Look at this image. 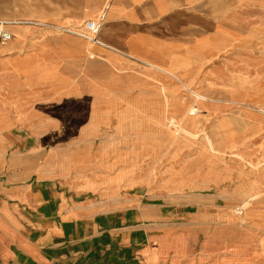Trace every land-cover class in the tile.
Listing matches in <instances>:
<instances>
[{
  "label": "crops",
  "instance_id": "1",
  "mask_svg": "<svg viewBox=\"0 0 264 264\" xmlns=\"http://www.w3.org/2000/svg\"><path fill=\"white\" fill-rule=\"evenodd\" d=\"M0 1L17 3L0 6L3 21L17 18L5 20L12 39L0 43V264H204L195 246L158 227L170 217L164 209L170 204L147 202L138 191L117 198L114 187L105 190L107 179L93 176L103 173L92 160L104 158L102 148L71 151L84 164L85 189L65 179L60 158L70 153L65 143L92 140L93 111L170 108L161 87L186 88L193 72L217 62L233 30L244 28L243 6L238 0ZM105 5L100 43L58 31ZM178 100L172 110L183 117ZM158 123L160 134L176 138ZM194 204L180 205L195 208L183 210L186 220Z\"/></svg>",
  "mask_w": 264,
  "mask_h": 264
},
{
  "label": "rangeland",
  "instance_id": "2",
  "mask_svg": "<svg viewBox=\"0 0 264 264\" xmlns=\"http://www.w3.org/2000/svg\"><path fill=\"white\" fill-rule=\"evenodd\" d=\"M16 4L0 1V6ZM236 4L243 6L244 19L238 25L244 28L233 30V41L217 62L204 63L185 79L186 87L208 100H194L181 83L176 89L161 87L170 101L167 109L93 111L96 124L87 136L92 140L65 143L64 153H70L60 158L65 179L85 189L84 164L81 157L73 159L71 151L102 148L104 158L92 160L103 173L93 176L107 179L105 190L114 187L117 198L138 191L147 202L170 204L164 208L171 210L170 217L158 227L178 233L187 247L195 246L194 255L204 264H264V113L256 109H264V0ZM148 83L159 91L157 80ZM177 99L184 121L195 123L190 127L195 139L159 133L160 120L167 131L174 130L167 124L170 117H180L172 110L173 104L178 106L172 100ZM254 193L258 198L243 207V200ZM182 203H196L191 219L183 218V210L195 208Z\"/></svg>",
  "mask_w": 264,
  "mask_h": 264
},
{
  "label": "built area",
  "instance_id": "3",
  "mask_svg": "<svg viewBox=\"0 0 264 264\" xmlns=\"http://www.w3.org/2000/svg\"><path fill=\"white\" fill-rule=\"evenodd\" d=\"M105 10L106 5L93 18L82 21L75 27H59L58 31L71 33L90 43H100L98 34L105 21ZM6 23V21H0V43L2 44L12 39V34L4 28Z\"/></svg>",
  "mask_w": 264,
  "mask_h": 264
},
{
  "label": "bare ground",
  "instance_id": "4",
  "mask_svg": "<svg viewBox=\"0 0 264 264\" xmlns=\"http://www.w3.org/2000/svg\"><path fill=\"white\" fill-rule=\"evenodd\" d=\"M189 91H190V93H192V95H193V98L195 99V100H198V99H202V100H208L209 98L208 97H206V96H204V95H202V94H200V93H196V92H193V91H191L190 90V88L189 87H186ZM258 111H260V112H263L264 113V109H262V108H256ZM188 111V110H187ZM188 113H189V111H188ZM227 116V115H226ZM169 119V118H168ZM214 120V119H213ZM164 122H165V120H164ZM182 122H184V123H182ZM194 122H193V119L191 120H185L184 121V116L183 117H170V119H169V121H168V124H167V126L168 127H174V130L173 129H169V132L170 133H172V134H174V135H177V134H179V133H184V135L185 134H187L188 135V137H190V138H192V139H195L196 137V135H195V133H193V131H192V129H190V127H194ZM200 131V130H199ZM207 131V130H206ZM205 131V132H206ZM198 134V133H197ZM211 134V133H210ZM212 136V135H211ZM200 139V138H199ZM213 140V139H212ZM205 142H206V140H205ZM208 143V142H207ZM203 144V143H202ZM210 144V143H209ZM210 147V146H209ZM208 147V148H209ZM213 148H216V147H213ZM198 150V149H197ZM213 151H214V149H212ZM216 150V149H215ZM210 151V150H209ZM217 151V150H216ZM218 152V151H217ZM223 152V151H222ZM241 155V154H240ZM232 156V155H231ZM230 157V156H229ZM240 159V158H239ZM247 164V163H246ZM248 165V164H247ZM250 166V165H249ZM258 166V165H257ZM257 166H255V167H257ZM258 196H259V194L258 193H254V194H251V195H249V196H247V198L246 199H244L243 200V207H246V206H248V205H251L252 203H251V201L252 200H254L255 201V199H257L258 198ZM249 215V214H248ZM246 217V216H245ZM251 217V216H250ZM252 218V217H251ZM261 220V219H260ZM264 220V219H263ZM235 222V221H234Z\"/></svg>",
  "mask_w": 264,
  "mask_h": 264
}]
</instances>
